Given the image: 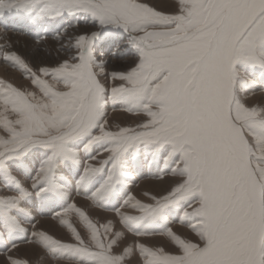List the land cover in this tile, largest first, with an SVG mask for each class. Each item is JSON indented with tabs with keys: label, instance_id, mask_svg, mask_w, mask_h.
Here are the masks:
<instances>
[{
	"label": "snow or ice",
	"instance_id": "1",
	"mask_svg": "<svg viewBox=\"0 0 264 264\" xmlns=\"http://www.w3.org/2000/svg\"><path fill=\"white\" fill-rule=\"evenodd\" d=\"M172 9L146 0H0V19L67 21L65 35L94 29L69 40L55 67L33 71L15 53L2 57L31 88L0 81V255L23 237L61 264H264V107L247 103L257 76L264 87V0H172ZM98 50L109 59L123 50L134 65L108 73ZM109 104L138 118L135 126L112 130ZM142 155L175 178L166 194L143 193L146 202L130 194ZM73 193L111 207L123 230L92 221ZM37 204L71 242L37 230ZM177 209L195 241L165 227L173 251L144 242L117 251L126 233L150 238Z\"/></svg>",
	"mask_w": 264,
	"mask_h": 264
},
{
	"label": "rangeland",
	"instance_id": "2",
	"mask_svg": "<svg viewBox=\"0 0 264 264\" xmlns=\"http://www.w3.org/2000/svg\"><path fill=\"white\" fill-rule=\"evenodd\" d=\"M146 2L162 12H171L173 10L172 0H146ZM62 24L66 26L67 21H63L61 23L54 21H42L37 25H33L23 15L15 12L12 13V16L11 14H6L3 19H0V70H2L3 74H0V81L11 84L20 89H30L31 83L29 80L24 78L22 70L5 62L2 59L4 55L15 53L21 57L33 71H38L41 67H55L67 59V53L65 51H61V49L68 43L69 40H74L75 36L87 34L94 30L90 25H81L79 28H70L69 34L65 35L61 31ZM102 51L106 54L108 51L107 47H103ZM96 55L98 61H102L106 64L105 71L108 73L113 71L124 72L129 70L130 67L134 65L133 56L125 54L123 50L121 51V59H109L107 55H102L101 50H98ZM102 82L106 84L109 83L108 81ZM248 95L249 98L247 103L249 105L264 107V87H261L259 83V76H257L255 91L250 92ZM106 110L108 113V124L112 130H115L117 126H135L137 123L138 118L121 111L119 106L113 108V106L109 104ZM99 158L102 159L103 157ZM93 166L97 165L94 164ZM132 171L134 176L130 194L142 202H146L143 193L147 192L159 197L161 194H166L169 186L175 182V178L165 170L164 166H162L159 161L149 164L148 160L143 155L140 157L139 162L133 166ZM161 174L165 175L164 180L169 179L173 182L165 188L162 187V190H145L141 193L138 192L139 187L143 183L159 181V176ZM73 175H75V173H73ZM21 179L27 186L28 181L24 178ZM69 191H71V189H69ZM72 200L78 208L84 210L90 216L92 221L104 223L111 220L116 225L117 230H123L119 224L118 218L115 216L114 210L111 207L107 209L96 207L92 204V202L75 193L72 194ZM51 212V209L41 208L39 204L35 206L32 211V218H34L36 225L39 224V221L48 220L51 221V227H54V230L51 229V231L44 229L41 230L40 228L37 230L45 231L62 242H71L70 235L67 231L63 229L56 220L51 218ZM181 216V210L177 209L172 211L169 217L168 225H161L157 229L156 233L147 239H137L130 233H126V237L121 241L120 248L117 249V251H120V249H123L126 245L140 242H144L153 248L164 247L168 251H173L172 246L169 244L167 239L160 234L163 230H165V227H170L175 233L179 234L183 238L195 241L196 237H194L191 233L190 226L186 223L181 224ZM70 222L73 223L74 226L77 227V230L83 234V228L79 225V223H77L75 218H70ZM24 226L31 230V218L24 221ZM18 242L20 247L33 246L35 248L32 251L33 253H30L29 256L25 257L24 255H20L19 252L12 253L11 251L0 255V264H6L9 256L22 261L27 260L28 264H61V262L53 259L40 247L28 243L25 238H18ZM30 257L34 258L30 259ZM126 264H128L127 261ZM131 264H136L135 258H133Z\"/></svg>",
	"mask_w": 264,
	"mask_h": 264
},
{
	"label": "bare ground",
	"instance_id": "3",
	"mask_svg": "<svg viewBox=\"0 0 264 264\" xmlns=\"http://www.w3.org/2000/svg\"><path fill=\"white\" fill-rule=\"evenodd\" d=\"M11 16H12V14H11ZM0 74L3 75L2 74V70H0ZM172 182L173 181L169 180V179L168 180H163V181L159 180L157 182H145L139 187V191L138 192L141 193L142 191H145V190H160V189L162 190V187L165 188L167 185L171 184ZM50 224H51V221L43 220V221H39V224L36 225V227H37V229L40 228L41 230L42 229L48 230V231H51V229L54 230V227H51ZM34 249L35 248L33 246L19 247V248H16L14 251H12V253L19 252L20 255H24L25 257H27V256H29L30 253H33L32 251ZM33 258L34 257H30V259H33Z\"/></svg>",
	"mask_w": 264,
	"mask_h": 264
}]
</instances>
